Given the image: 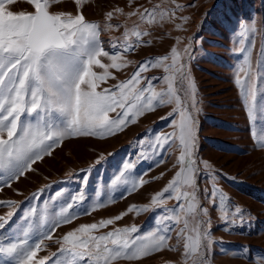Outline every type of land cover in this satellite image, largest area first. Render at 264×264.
<instances>
[{"label":"snow or ice","instance_id":"1","mask_svg":"<svg viewBox=\"0 0 264 264\" xmlns=\"http://www.w3.org/2000/svg\"><path fill=\"white\" fill-rule=\"evenodd\" d=\"M19 2L0 0V191L34 171L32 165L51 156L64 140L114 136L146 113L165 106H171V111L161 119L173 117L169 125L173 130L154 134L150 148L153 155L174 148L179 155L173 164L176 170L172 179L151 197L150 205H130L114 217L81 224L54 239L57 228L114 202L112 198L106 202L97 199L82 207L86 200L83 192L73 194L47 230L40 233L38 241L30 242L33 225L29 223L21 238L6 237L0 242V264H116L120 260L135 264L165 250L179 253L183 264H208L213 245L211 220L209 208L202 206L198 181L212 165L197 156L199 107L195 81L188 67L191 44L183 50L173 46L168 55L140 62L129 78L103 87L109 79H116L111 70L119 72L131 64L129 53L151 44L150 39H144L151 36L149 28L174 21L176 11L184 6L176 0H160L151 7L139 5L129 12L117 7L108 11L101 23L84 16L83 7L88 0H73L75 14L54 10L63 0H23L31 10L13 11L12 6ZM128 5H136V0H128ZM117 15L135 16L137 21L131 27L126 23L113 24ZM181 19L187 22L188 18ZM175 27L183 30L182 24ZM121 28L122 36L114 38L111 51H106L101 33ZM239 28L238 35L244 39L239 41L237 51L244 56L237 68L236 84L249 118L255 121L257 113L264 117V90L260 87L264 80L261 71L264 47L256 53L253 63L255 37L258 32L264 36V23L259 28L255 21L241 23ZM180 42L176 38V43ZM155 68L163 70L161 78L145 75ZM258 146L264 148V138L258 141ZM103 159L101 156L96 163ZM163 162L158 160L157 166ZM133 168L134 162H125L112 186L123 185L125 192L131 194L147 183L142 177H130ZM208 179H212L211 171ZM204 195L216 205L223 221L233 226L237 220L244 222L243 209L239 206L234 211L229 209L227 197L219 189L205 191ZM169 200L175 201L171 208L167 207ZM0 206L15 209L16 202L0 200ZM157 208L161 209V215L146 233H140L132 225L97 234L130 213L139 215ZM31 212L35 215L36 209ZM14 214L10 210L0 216V230L6 228ZM46 224L44 218L41 227ZM173 232L175 244L170 243ZM45 240L58 244L59 248L40 256L47 247ZM256 264H264V257Z\"/></svg>","mask_w":264,"mask_h":264},{"label":"rangeland","instance_id":"2","mask_svg":"<svg viewBox=\"0 0 264 264\" xmlns=\"http://www.w3.org/2000/svg\"><path fill=\"white\" fill-rule=\"evenodd\" d=\"M160 0H136L129 7L128 0H88L83 14L89 21L103 23L105 14L115 8L125 12L142 5L151 7ZM183 10L176 11V19L162 26L151 27L150 45H143L127 55L131 64L117 72L116 79H109L103 87L115 84L131 76L140 62L158 58L170 53L173 46L183 50L191 44V59L188 61L191 78L195 81L199 112L197 113V156L200 161H208L211 170L205 171L199 183V195L203 207L209 208L210 228L213 245L209 251L208 264H256L264 257V148L258 141L264 138V117L257 113L255 121L248 116L241 90L236 84L237 68L243 62V53L237 51L244 39L238 35L241 23L255 21L259 28L264 23V0H176ZM13 11L31 8L20 0L12 6ZM54 10L76 13L73 0H63ZM187 17V22L181 18ZM137 21L133 16L125 18L117 15L113 24H127ZM182 24L183 30H177ZM124 29L102 32L100 39L106 51H111V42L121 37ZM176 38L180 43H176ZM256 47L253 50V63L256 53L264 47V36L257 33ZM108 62L106 58H102ZM98 71H102L97 69ZM264 72V69H261ZM145 75L161 78L162 69H150ZM242 75V74H241ZM157 83V81H154ZM264 90V80L260 82ZM171 111V106L158 108L129 124L122 132L105 139L96 137H73L66 139L55 148L51 156L32 165L34 171L27 172L11 187H3L0 200L15 201V209L0 206V216L14 210L15 214L4 230H0V242L5 238L19 239L23 230L32 223L31 241L36 242L40 233L46 231L61 206L73 194L83 192L86 197L82 207L96 201L114 200L107 206L91 211L89 215H79L71 224L57 228L53 238L62 237L66 232L81 224L99 222L114 217L127 210L130 205H150L151 197L172 179L176 169L173 164L179 155L177 149L153 155L150 144L154 134L172 132L169 126L173 117L161 119ZM115 115V114H110ZM143 141V143H141ZM143 154V155H142ZM103 156L100 163L96 161ZM147 157V158H145ZM163 163L157 166V161ZM125 162H134L130 177H142L147 183L127 194L125 186H112L115 176L123 171ZM209 171L212 179H208ZM163 173V175H161ZM217 188L227 197L229 209L236 206L243 209L244 222L233 226L223 221L216 205L204 195ZM41 190H43L41 192ZM62 193L57 197V193ZM38 194V195H36ZM123 194V196H122ZM174 200L167 202L171 208ZM35 208V215L31 210ZM161 209L149 210L137 215L135 212L124 216L116 224L100 229L97 234L111 231L114 227L136 225L140 233L151 230ZM27 217V219H26ZM47 218V224H41ZM171 244H175V232ZM46 249L40 256L50 255L59 248L58 244L45 240ZM183 264L177 252L162 251L135 264ZM116 264H132L120 260Z\"/></svg>","mask_w":264,"mask_h":264}]
</instances>
